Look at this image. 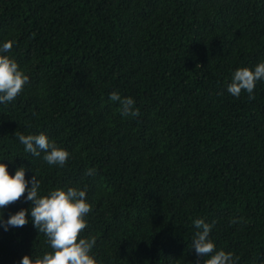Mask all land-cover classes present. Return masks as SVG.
Segmentation results:
<instances>
[{"label": "trees", "instance_id": "obj_1", "mask_svg": "<svg viewBox=\"0 0 264 264\" xmlns=\"http://www.w3.org/2000/svg\"><path fill=\"white\" fill-rule=\"evenodd\" d=\"M8 39L29 79L0 103V159L43 192L86 189L99 264H202L196 217L236 264H264V80L251 99L226 91L232 70L264 59V0H0ZM113 90L138 115L122 117ZM15 131L70 156L48 165ZM28 205L22 194L3 214ZM48 250L30 220L0 230V264Z\"/></svg>", "mask_w": 264, "mask_h": 264}, {"label": "clouds", "instance_id": "obj_2", "mask_svg": "<svg viewBox=\"0 0 264 264\" xmlns=\"http://www.w3.org/2000/svg\"><path fill=\"white\" fill-rule=\"evenodd\" d=\"M13 43L11 39L0 41V103L13 101L29 79L17 60L8 55ZM262 80L264 59L251 67L239 66L232 70L226 91L239 96L243 90L251 99L257 82ZM108 99L118 102L122 117L138 115L139 109L134 106L132 96H123L118 90H113L108 93ZM14 135L23 145L24 152L33 156H41L43 153L42 159L48 165L62 167L70 156L66 148L58 146L43 131L27 134L15 131ZM25 173L24 165L10 173L8 164L0 159V230L8 231L9 228L22 226L30 220L38 233L44 234L50 250L41 255L24 254L19 264H99L91 252L95 237H85L82 234L87 224L86 215L91 209V204L86 199V189L69 185L56 186L43 192L36 174L26 177ZM85 174H94V168L86 169ZM22 194L23 200L29 202L28 207H21L5 218L3 207L21 198ZM191 223L195 228L191 249L195 250L198 257H205L202 264H236L238 258L234 257L233 252L217 248L211 238L214 221L210 223L203 217H196Z\"/></svg>", "mask_w": 264, "mask_h": 264}]
</instances>
